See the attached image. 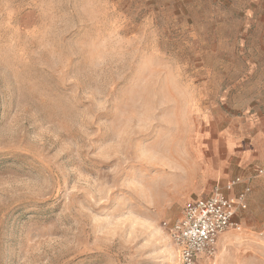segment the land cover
Masks as SVG:
<instances>
[{
	"label": "rangeland",
	"instance_id": "rangeland-1",
	"mask_svg": "<svg viewBox=\"0 0 264 264\" xmlns=\"http://www.w3.org/2000/svg\"><path fill=\"white\" fill-rule=\"evenodd\" d=\"M199 148L264 264V0H0V264H180Z\"/></svg>",
	"mask_w": 264,
	"mask_h": 264
},
{
	"label": "built area",
	"instance_id": "built-area-1",
	"mask_svg": "<svg viewBox=\"0 0 264 264\" xmlns=\"http://www.w3.org/2000/svg\"><path fill=\"white\" fill-rule=\"evenodd\" d=\"M251 191L250 182L241 176L218 183L210 195L188 202L180 218L165 224L180 264H216L218 239L230 228H241Z\"/></svg>",
	"mask_w": 264,
	"mask_h": 264
},
{
	"label": "crops",
	"instance_id": "crops-1",
	"mask_svg": "<svg viewBox=\"0 0 264 264\" xmlns=\"http://www.w3.org/2000/svg\"><path fill=\"white\" fill-rule=\"evenodd\" d=\"M202 152H203L202 149L199 148V195L205 194V196H208L212 193V191H213L212 186H213L215 180L220 176V172L218 170L219 166L213 167L211 165H208V162L205 159L203 160V158H201ZM237 176H240V175H237ZM237 176H235V177H237ZM229 180H227V181H229ZM226 182L219 181L216 184H218V183L224 184ZM205 196H203V197H205ZM249 198H250V195H249ZM245 213L242 215L241 222L244 219ZM220 238H219V241H220ZM219 241H218V244H219Z\"/></svg>",
	"mask_w": 264,
	"mask_h": 264
}]
</instances>
